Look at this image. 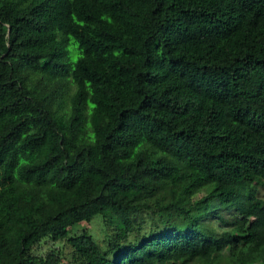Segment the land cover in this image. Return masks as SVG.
<instances>
[{
    "label": "trees",
    "instance_id": "1",
    "mask_svg": "<svg viewBox=\"0 0 264 264\" xmlns=\"http://www.w3.org/2000/svg\"><path fill=\"white\" fill-rule=\"evenodd\" d=\"M259 186L264 0H0V264L264 263Z\"/></svg>",
    "mask_w": 264,
    "mask_h": 264
},
{
    "label": "rangeland",
    "instance_id": "2",
    "mask_svg": "<svg viewBox=\"0 0 264 264\" xmlns=\"http://www.w3.org/2000/svg\"><path fill=\"white\" fill-rule=\"evenodd\" d=\"M69 47H70L71 51H73V50L75 51V47H77V44L72 41V43H70ZM76 57H77V53L73 52V58H76ZM259 190H260V194L264 196V186L263 187L259 186ZM218 203H219V201L217 199L213 200L210 210H216L217 208H219ZM224 214H227V213L224 212ZM214 223L217 224V221H214ZM82 230H86L90 234H92L94 236V238L97 240V242L101 245L102 248H105L107 246V243L105 241L107 229L103 225V222H102L100 215H96L88 223H86V222L80 223V225H79L78 229L75 231V233H80ZM53 247L57 248L60 251L62 262L64 264H74V262H72L71 248L66 243L65 240L52 242V241H49V239H47L46 241H41V243H38L36 245V247L34 248L33 251H34V253L44 254ZM259 264H264V263H259Z\"/></svg>",
    "mask_w": 264,
    "mask_h": 264
}]
</instances>
